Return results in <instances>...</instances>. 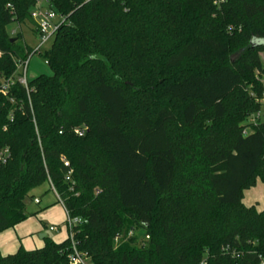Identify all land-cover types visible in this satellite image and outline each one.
I'll use <instances>...</instances> for the list:
<instances>
[{"label":"trees","instance_id":"trees-1","mask_svg":"<svg viewBox=\"0 0 264 264\" xmlns=\"http://www.w3.org/2000/svg\"><path fill=\"white\" fill-rule=\"evenodd\" d=\"M47 2L66 23L24 86L8 28L36 0H0V234L45 184L81 223L0 264H264L242 202L264 184V0Z\"/></svg>","mask_w":264,"mask_h":264},{"label":"rangeland","instance_id":"rangeland-1","mask_svg":"<svg viewBox=\"0 0 264 264\" xmlns=\"http://www.w3.org/2000/svg\"><path fill=\"white\" fill-rule=\"evenodd\" d=\"M33 30H35L34 25L31 23L23 26L12 25L8 28V34L12 38L21 34L25 44L34 49L38 46V40ZM46 50L47 48H43L41 55H34L30 58L25 74L27 82L40 75H51L43 57ZM262 61L264 64V54ZM16 77L20 78L19 74ZM261 102L264 104V100ZM253 122H264V106L260 113L249 119V124ZM49 186V184H45L34 190L26 200V213L28 215L26 221L0 234V255L2 257L16 254L20 250L42 249L45 246V238L56 243H61L68 238L67 214ZM35 199H38L40 203L35 204ZM242 202L246 207H255L259 212H264V184L258 180L254 187L244 191ZM51 228H56L57 231H51ZM42 235L45 238L41 237Z\"/></svg>","mask_w":264,"mask_h":264},{"label":"built area","instance_id":"built-area-1","mask_svg":"<svg viewBox=\"0 0 264 264\" xmlns=\"http://www.w3.org/2000/svg\"><path fill=\"white\" fill-rule=\"evenodd\" d=\"M31 18L35 23L34 29L35 33L37 34L38 38V46L33 49L34 55H41V50L43 48H50L53 43V40L60 29V27L66 23V18L57 12L53 11L49 8L47 0H36V6L34 7ZM31 56V57H32ZM30 57V58H31ZM30 58L24 63L17 64V70L20 78L19 81L22 85L27 86V80L25 79V74L29 65ZM21 73V75H20ZM24 76V77H23ZM260 116V114H259ZM252 125H256L257 123H250ZM87 129L80 130L78 132L79 136H83L86 133ZM249 132V129L246 130V133ZM8 157V150H5L0 155V165L6 162ZM65 167H69L67 162L64 163ZM71 172L69 173L70 176ZM67 180L69 181L70 178L68 177ZM52 188V187H51ZM52 191L55 193L54 189ZM56 194V193H55ZM58 201L60 200L58 195L56 194ZM35 204H39L40 201L38 199L34 200ZM67 214V229H68V236L70 240L74 241V232L73 229L81 223V220H73L70 218L68 212L65 210ZM51 231H57L56 228H51ZM70 264H88V260L81 254H79L75 249L73 255L70 257Z\"/></svg>","mask_w":264,"mask_h":264},{"label":"crops","instance_id":"crops-1","mask_svg":"<svg viewBox=\"0 0 264 264\" xmlns=\"http://www.w3.org/2000/svg\"><path fill=\"white\" fill-rule=\"evenodd\" d=\"M33 33H34V35H35V37L37 38V34L35 33V31L33 30ZM37 40H38V38H37ZM50 188H51V186H49ZM51 191H52V188H51ZM54 193V192H53ZM55 194V193H54ZM55 196H56V194H55ZM57 197V196H56ZM36 200V199H35ZM58 200V199H57ZM41 237H43V238H45L43 235L41 236Z\"/></svg>","mask_w":264,"mask_h":264}]
</instances>
